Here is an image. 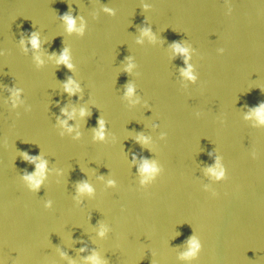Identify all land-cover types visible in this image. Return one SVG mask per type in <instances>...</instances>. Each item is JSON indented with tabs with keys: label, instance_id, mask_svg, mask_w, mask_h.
Wrapping results in <instances>:
<instances>
[{
	"label": "water",
	"instance_id": "95a60500",
	"mask_svg": "<svg viewBox=\"0 0 264 264\" xmlns=\"http://www.w3.org/2000/svg\"><path fill=\"white\" fill-rule=\"evenodd\" d=\"M261 104L264 0H0V264H264Z\"/></svg>",
	"mask_w": 264,
	"mask_h": 264
},
{
	"label": "clouds",
	"instance_id": "9594fccd",
	"mask_svg": "<svg viewBox=\"0 0 264 264\" xmlns=\"http://www.w3.org/2000/svg\"><path fill=\"white\" fill-rule=\"evenodd\" d=\"M64 19L67 21V24H68L69 30H71L72 27H73V23H74L73 18H72L71 16L66 15V16H64ZM31 43H32V46H33L34 48H35V47H38V40H37V38H36L35 35H33L32 40H31ZM177 50H178V51H184V49L179 48V46H177ZM67 59H68V58H67V55L65 54V55H63V56L61 57V62L67 63ZM67 66H68L69 68H71V65H70V64H68ZM186 74H187V73H186ZM71 84H72V81H71V80H69L68 84H66V89H67L69 92H72V91H73V89H72V87H71ZM128 91H129V94H131L132 89L129 88ZM257 113H258V115H260L261 119L264 120V104H261V105H260L259 109L257 110ZM81 114H82V115L84 114V113H83V110H82ZM100 123H101V128H103V121H101ZM97 135L100 136V135H102V133H101V132H98ZM38 168H39V171H38V173H37V176H42V175H43L44 164L41 163L40 165H38ZM144 171H149V168H148L147 164L145 165ZM27 178H28L29 180H33V184H34V185H38V184L40 183L39 179H34V178L31 177V176H29V177H27ZM85 189H87L88 191H91V188H89L87 184H84V185L81 186V191H83V190H85ZM195 247H196V245L194 244V245H193V248L195 249ZM189 254H190V253H189Z\"/></svg>",
	"mask_w": 264,
	"mask_h": 264
}]
</instances>
